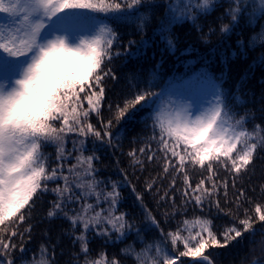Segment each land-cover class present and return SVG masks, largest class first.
<instances>
[{"label": "snow or ice", "instance_id": "snow-or-ice-1", "mask_svg": "<svg viewBox=\"0 0 264 264\" xmlns=\"http://www.w3.org/2000/svg\"><path fill=\"white\" fill-rule=\"evenodd\" d=\"M215 2L185 0L182 15L194 22L200 14L215 10ZM154 3L155 0H0V14L8 17L0 23V264H17L18 259L19 264H56L54 245L50 251L41 244L39 258H18L16 254L17 249L25 251L22 245L25 238H31L36 208L46 193L55 197L49 202L47 217L62 216L71 221L72 231L68 234L74 237L73 244H79L73 264H124L115 254L109 257L101 251L99 258L92 256L89 233L93 230L98 236L115 240L135 230L142 247L137 251L130 244L121 249L135 256L134 264H185L183 257L193 258L188 264H213L205 254L209 247L220 246L212 222H191L199 231L188 230L187 236L179 227L166 232L157 215L144 204L148 193L153 194L165 223L185 212L190 203L214 204L236 221L224 229L225 240L242 237L245 232L255 235L254 224L257 220L264 223V183L259 185V200L242 186L237 187V181L255 159L264 160V122L254 124L248 131L244 122L253 114H237L227 93L211 77L201 81L213 96L205 109L191 111L190 104L169 98L162 100L161 109L156 111L154 98L158 94L150 84L108 103L105 117L102 104L107 81L117 78L113 62L122 55H134L128 50L135 41H128L121 50L117 26L135 24L137 30L143 31ZM169 5L170 0H165L166 15L172 11ZM225 14L230 22L221 25V33H229L241 15L248 14L250 22L264 18V0H230ZM176 19L162 21L159 31L170 32ZM213 31L210 28L209 34ZM257 41L264 46V38L250 37L251 46H256ZM168 44L172 46L173 41L169 39ZM57 49L75 55L46 61L47 53ZM201 76L204 74L182 84L169 81V91H191L193 82ZM232 99L241 102L239 96ZM141 109H151L143 117L145 126L151 121L150 134L139 138L140 146L133 147L127 156L134 169L144 170L145 160L161 167L156 176L145 181L146 192L133 187L148 228L160 229L161 237L152 242L126 218V213L118 212V182L109 181L111 190L100 188L105 182L97 178L99 168L94 163L100 160L98 148L121 147L118 126ZM93 114L96 123L92 122ZM69 133L75 134L71 139L76 163L67 168L65 175ZM89 142L91 149L86 147ZM53 145L55 153L48 154L46 149ZM120 171L127 181V169ZM228 176L235 190L231 199ZM164 180L170 182L164 186ZM89 197H95V203H89ZM102 203L108 207H101ZM97 207L101 210L96 211ZM181 244L183 250L179 248Z\"/></svg>", "mask_w": 264, "mask_h": 264}, {"label": "trees", "instance_id": "trees-1", "mask_svg": "<svg viewBox=\"0 0 264 264\" xmlns=\"http://www.w3.org/2000/svg\"><path fill=\"white\" fill-rule=\"evenodd\" d=\"M5 2L7 3V0ZM184 2L185 0H170L169 6L172 11L166 15L165 0H155L154 6L148 13L150 19L146 22L143 31L137 30L135 24L122 23L117 26L121 38V50L128 41H135L128 50L134 55H122L113 62L117 78L107 81L106 98L102 104L105 117L108 116V103L117 102L123 96H130L135 88H143L150 84L153 85L151 90L158 94V97L154 98L156 111L161 109L162 100L169 98L178 100L180 97L191 105V111H195L200 101V89L205 88V94L210 100L213 99L207 84L201 83L206 77H211L227 93L237 114H253L246 116L244 122V127L251 131L254 124L264 122V46H259L258 41L256 46L250 44V37L254 35L264 38V33H261L264 18L253 19L250 22L248 14L241 15L239 22L232 27L229 33H221V25L230 22V17L225 14L230 0H216L215 10L209 9L207 14H200L194 22L183 17ZM141 11L145 10L141 9ZM174 17L178 19L170 26V32H160L162 21L171 20ZM7 19L6 14H0V23L6 22ZM210 28L214 29L211 34H209ZM169 39L173 41L172 46L168 44ZM238 41L242 43L238 44ZM197 74H204V76L193 82L191 91L183 89L169 91V81L182 84L183 81ZM234 96H239L241 102L233 100ZM84 107H87V101H84ZM149 111L151 109H141L125 117L116 130L122 138L121 147L118 149L98 148L97 155L100 156V160L94 163L99 168L97 178L105 182L100 185V188L111 190L109 181L118 182L117 190L121 194L117 204L118 212L126 213V218L134 222L148 242H152L153 238L161 237L160 229L148 228V222L144 218V208L137 200L133 187L135 186L138 192H146L145 181L149 177L156 176L157 172L161 171V167L145 160L144 170L138 167L134 169L130 166L127 156L133 147L140 146L139 138L150 134L151 121H148L147 126L143 122V117ZM92 122H97L95 114L92 116ZM74 136V133H69V139L65 142V154L68 157L65 175L68 174L67 168L76 163L71 139ZM134 138L135 143H133ZM86 147L91 149V142ZM46 152L54 154L55 146H49ZM141 158L145 159V157ZM121 168L127 169V181L124 179V173L120 171ZM227 179L229 180V199H231L232 192L235 190L231 187L232 177L228 176ZM169 182L170 180H164L163 185L166 186ZM157 183L159 184L160 181L158 180ZM262 183H264V160L257 157L247 172L243 173L241 179L237 181V187L242 186L259 200V185ZM105 185H107L106 188ZM253 189H255L254 193ZM87 190V188L84 189V191ZM220 195L222 198L223 193L221 192ZM178 196L179 193H177ZM54 198L52 193H46L43 202L38 204L33 218L34 227L31 238H25L22 245L25 249L23 253L19 249L16 250L18 258L20 256L26 259L34 256L39 258L41 244L48 247L50 251L54 245L55 251L52 255L56 264H73V254L79 252V244H73L74 237L68 234L72 231L71 221L62 216L48 218L46 215L49 202ZM88 202L95 203V197H89ZM221 202L223 204V200ZM144 204L157 215L166 232H174L179 227L184 230L183 235L187 236L188 230L199 231V227H193L191 222L210 220L213 231L220 242V246L209 247L205 252L210 256L213 264H254L257 261L264 264V243L261 242L264 241V235H262L264 223L257 220L254 224L255 235L245 232L242 237L225 240L224 229L236 221L232 216L218 211L214 204L205 202L203 205L196 206L190 203L185 212L177 213L167 223L157 211L152 193L144 195ZM101 207L107 208L108 205L102 203ZM95 210L100 211L101 209L97 207ZM92 214L94 213H90ZM184 221L190 223L186 225ZM89 235L91 236L89 247L95 258H99V253L103 251L109 257L113 254L117 255L124 261V264H134L135 256L126 255L121 252V249L130 244L137 251L142 247L135 230L129 232L122 240L98 236L94 230ZM168 243L170 246V241ZM179 248L183 250V245H179ZM82 259L81 256V262ZM181 259L188 264V261L193 258L183 257ZM17 264H19V259Z\"/></svg>", "mask_w": 264, "mask_h": 264}, {"label": "rangeland", "instance_id": "rangeland-1", "mask_svg": "<svg viewBox=\"0 0 264 264\" xmlns=\"http://www.w3.org/2000/svg\"><path fill=\"white\" fill-rule=\"evenodd\" d=\"M199 98H200V101L198 102V105L196 106L197 108L195 107V111H197V109L207 108L209 102L211 101L209 99V96L205 94V88L200 89ZM178 100H183V97L178 98Z\"/></svg>", "mask_w": 264, "mask_h": 264}, {"label": "clouds", "instance_id": "clouds-1", "mask_svg": "<svg viewBox=\"0 0 264 264\" xmlns=\"http://www.w3.org/2000/svg\"><path fill=\"white\" fill-rule=\"evenodd\" d=\"M75 54L74 53H67V52H64L62 50H53L49 53H47V56H46V61H53L55 59H57L58 57H61V56H74Z\"/></svg>", "mask_w": 264, "mask_h": 264}]
</instances>
